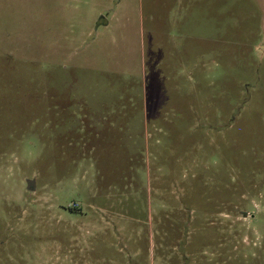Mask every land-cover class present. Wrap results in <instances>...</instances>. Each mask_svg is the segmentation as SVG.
<instances>
[{
    "label": "rangeland",
    "instance_id": "374dc122",
    "mask_svg": "<svg viewBox=\"0 0 264 264\" xmlns=\"http://www.w3.org/2000/svg\"><path fill=\"white\" fill-rule=\"evenodd\" d=\"M0 264H264V0H0Z\"/></svg>",
    "mask_w": 264,
    "mask_h": 264
},
{
    "label": "crops",
    "instance_id": "0c3cea01",
    "mask_svg": "<svg viewBox=\"0 0 264 264\" xmlns=\"http://www.w3.org/2000/svg\"><path fill=\"white\" fill-rule=\"evenodd\" d=\"M108 25L106 26V28H109L110 27V25H109V23H107Z\"/></svg>",
    "mask_w": 264,
    "mask_h": 264
}]
</instances>
